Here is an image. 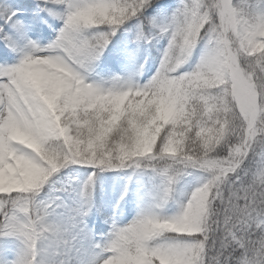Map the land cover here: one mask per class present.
Returning a JSON list of instances; mask_svg holds the SVG:
<instances>
[{"label": "clouds", "instance_id": "obj_1", "mask_svg": "<svg viewBox=\"0 0 264 264\" xmlns=\"http://www.w3.org/2000/svg\"><path fill=\"white\" fill-rule=\"evenodd\" d=\"M243 3L205 0L196 15L161 24L160 31L143 40L151 44L167 38L156 70L146 81L132 78L104 97V116L116 114L106 125H115L110 139L124 146L134 168L150 170L162 182L151 206L130 223L117 225L128 230L121 243L136 254L133 264H264V13ZM109 17L117 19L112 12L81 19L80 30H110ZM198 46V59L186 68ZM146 63L147 57L137 76ZM39 112L31 125L18 116L14 126L0 127V197L14 202L8 208L11 236L0 230V237L17 242L13 264H43L46 246H56L60 233L72 234L55 221L61 207L54 205L64 204L55 199L61 197L55 185L62 169L87 166L91 158L83 144L77 151L69 141L89 134L78 123L84 114L65 107L63 99ZM92 112L87 117L94 121ZM120 154H111L112 165H120ZM6 155L11 167L3 164ZM194 172L199 173L197 182L183 192L178 211L161 215L158 209ZM165 189L168 198L161 202ZM73 192L79 219L72 227L85 228L95 187L85 194L76 186ZM253 202L259 212L249 214L247 227L233 233ZM225 221L231 227L218 233V222ZM110 233L115 238L113 227ZM58 251L60 258L51 264H66L62 249ZM105 259L101 255L99 264Z\"/></svg>", "mask_w": 264, "mask_h": 264}, {"label": "snow or ice", "instance_id": "obj_2", "mask_svg": "<svg viewBox=\"0 0 264 264\" xmlns=\"http://www.w3.org/2000/svg\"><path fill=\"white\" fill-rule=\"evenodd\" d=\"M61 5L63 11L48 5ZM152 5V0H44L41 6L42 11H47L53 17L63 21V26L58 30L56 38L47 45H41L36 40L27 39L21 46L18 44L16 35L24 31V23L18 17L20 11L15 0H0V40L5 45L19 53V59L13 64H0V127L9 128L16 124L17 117L23 116L28 125L35 123L39 118V109L45 105L55 107L60 99H63L64 106H71L73 112L78 110L85 115L83 121H78L81 125L88 127V135L83 137H69V141L77 151L83 144V151L91 154L88 165L93 171L89 173L83 181L75 180L65 183L59 191L67 192L79 186L85 194L95 187L96 179L100 172L108 169H132L128 153L122 151L123 145L113 142L110 139L111 127H107V121L112 119L115 113L104 116L106 110L104 97L115 88L125 83H130L132 77H120L113 75L108 80L97 82L91 80L94 63L104 55L109 44L112 43L113 34L119 31L126 21L136 18L138 30L135 35L137 42L143 41L147 35L160 31V25L155 18L144 15L146 9ZM243 6L258 13H264V0H244ZM205 7V0H180L179 6L168 18L167 22H177L201 12ZM227 5L224 4L220 11L223 15ZM112 12L117 19L111 21L112 27L109 30L106 26L99 29H88L81 32L79 21L81 19H91L96 14L106 15ZM166 22V23H167ZM145 25H148L145 30ZM151 29V32H150ZM47 65V67L41 66ZM95 109L94 112L92 110ZM92 112L93 119L87 117V113ZM123 113L117 116L119 119ZM8 152L7 145L4 148ZM120 152V165L111 164V154ZM4 166L11 167V161L6 155L3 161ZM172 177H169V181ZM123 198V196L121 197ZM168 198L167 189L161 196V202ZM56 200H63L56 197ZM14 203L0 197V230L11 236L13 224L8 212L9 205ZM62 207L64 204H56ZM47 207V205H45ZM256 209V211H253ZM259 207L253 202L242 214L241 220L236 228H245L249 214L256 216ZM79 219V217H77ZM113 233L106 241L95 243L103 256L106 257L105 264H133L136 254L129 252L122 245L121 240L127 239L124 233L127 229L119 228L113 224ZM231 227L225 221L217 224V232L227 233ZM134 231V229H133ZM150 235V233H145ZM7 238V237H0ZM77 236L75 233L68 235L60 233L58 236V249H62V254L67 255L75 248ZM161 252H174L171 248H162ZM138 253H142V248H137ZM101 258V256H100ZM99 258V259H100ZM99 259L95 264H99ZM0 264H13L12 258L0 250ZM68 264V261H66Z\"/></svg>", "mask_w": 264, "mask_h": 264}, {"label": "rangeland", "instance_id": "obj_3", "mask_svg": "<svg viewBox=\"0 0 264 264\" xmlns=\"http://www.w3.org/2000/svg\"><path fill=\"white\" fill-rule=\"evenodd\" d=\"M179 4L180 0H164L153 12V18L159 23H166ZM55 8L58 11H63V6L61 5H56ZM50 20L51 22L47 25L39 20L24 25V31L16 35L18 44L22 46L27 39L36 40L41 45H47L53 41L57 36L58 30L63 26V21L53 16H51ZM124 35L126 36V42L129 43V34L124 32ZM166 42L167 38L161 40L159 47ZM164 47L165 45L161 48V52ZM18 59L19 53L17 51H14L5 44L0 46V64H13ZM105 62L115 68L113 75L121 74L125 77H134L136 74L137 67L134 58L124 50H120L114 46H108L104 55L94 63L92 73L89 77L91 80L96 79L98 68ZM67 175H70V181L77 179L83 181L86 179V174L80 165H71L67 168ZM198 176L199 173L194 172L192 175L185 177L178 186V190L174 196L167 200L166 210L163 211L161 207L158 209L159 213L161 215H172L178 211V202L184 198L183 192L195 185ZM99 180L102 182L105 192L110 196L109 202H107L104 209L107 215L103 216L100 222V226L102 227L99 238L100 242L107 240L114 223L119 226L126 225L143 208L151 206L154 203V198L160 193L162 184L160 177L153 174L150 170L139 169L133 172L130 169H108L99 174ZM147 181L154 183L153 190H150L151 187ZM122 196L123 198H121ZM73 220V211L64 202V206L57 210L55 221L61 228H69L77 236L75 248L69 254L73 253L76 260H80V233L79 228L72 227ZM69 254L63 255L64 258H67ZM101 255L103 253L94 247L88 252L83 264H95ZM59 258V251L55 245L46 246L40 256L43 264H51L53 260Z\"/></svg>", "mask_w": 264, "mask_h": 264}, {"label": "trees", "instance_id": "obj_4", "mask_svg": "<svg viewBox=\"0 0 264 264\" xmlns=\"http://www.w3.org/2000/svg\"><path fill=\"white\" fill-rule=\"evenodd\" d=\"M164 0H152V5L146 9L144 15L146 17L153 18L155 9L163 2ZM15 3L19 6L20 11L18 13V17L23 21L24 24H28L33 21H47L51 16L47 11H42L41 6L44 3V0H15ZM49 7L55 8L56 5L49 4ZM138 23L139 21L136 18H132L129 21H126L124 25L121 26L119 31L116 33L114 37H112V43L109 46H114L120 50H124L129 53L136 63L137 71L133 79H140L141 82L146 81L152 73L156 70V67L159 63L160 56L162 54L160 42L166 38H159L157 40L152 41L151 44H147L144 41L137 42L135 40V35L138 30ZM148 25H145V30L148 29ZM124 32L128 33L129 43L126 42V36ZM4 44V41L0 40V45ZM200 47L198 46L193 54L192 60L186 68L191 67L192 64L196 62L199 57ZM147 57V63L143 69V75L137 76L140 63L143 62L144 58ZM115 68L109 65L108 63H102L97 70L96 79L95 81L100 82L102 80H108L112 77L113 73L115 72ZM83 172L86 174V178L93 169L90 166L80 165ZM107 171V170H105ZM133 172L132 169H130ZM104 172V171H103ZM101 173V172H100ZM99 173V174H100ZM99 174L96 179L95 183V193L93 196L92 201V210L90 214L85 218V228H79L80 230V260H76L73 253L69 254L66 258L68 264H83L84 259L86 258L88 252L95 247L96 242H100V235L102 227L100 226V222L102 217L107 215L104 211L105 205L109 202V195L105 192L104 186L102 182L99 180ZM70 175H67V168L62 169L61 172L58 174V179L56 182L55 187L60 189L65 183L70 181ZM149 186L151 187L150 190H153L154 183L151 181H147ZM46 193L48 189L46 188ZM58 195L62 196L66 205L73 211L74 220L73 224L77 219V209L78 204L76 201L75 193L72 190L67 192H58ZM167 206V201L162 206V210L165 211ZM16 242L12 238H0V250H4V254L8 256V258H12L14 254V249L16 248Z\"/></svg>", "mask_w": 264, "mask_h": 264}, {"label": "bare ground", "instance_id": "obj_5", "mask_svg": "<svg viewBox=\"0 0 264 264\" xmlns=\"http://www.w3.org/2000/svg\"><path fill=\"white\" fill-rule=\"evenodd\" d=\"M51 22V20H49L48 22L45 23V25L49 24Z\"/></svg>", "mask_w": 264, "mask_h": 264}]
</instances>
